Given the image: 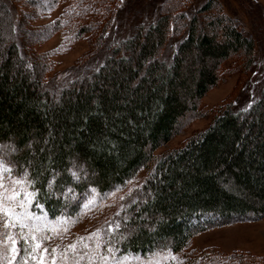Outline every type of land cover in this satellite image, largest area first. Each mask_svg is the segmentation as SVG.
<instances>
[{
	"label": "trees",
	"instance_id": "trees-1",
	"mask_svg": "<svg viewBox=\"0 0 264 264\" xmlns=\"http://www.w3.org/2000/svg\"><path fill=\"white\" fill-rule=\"evenodd\" d=\"M43 1L57 0H0V145L17 147L6 157L0 151L28 180L33 204L50 218L74 214L90 190L125 188L143 169L104 236L118 252L140 256L181 252L210 224L264 216V83L248 105L222 104L204 130L158 152L224 72L254 66V39L216 0L188 15L192 1L165 0L154 22L125 36L112 33L119 0H64L63 14L38 28L30 19ZM60 29L85 35L89 46L85 66L54 83L52 63L35 47ZM185 256V264L227 258Z\"/></svg>",
	"mask_w": 264,
	"mask_h": 264
},
{
	"label": "rangeland",
	"instance_id": "rangeland-1",
	"mask_svg": "<svg viewBox=\"0 0 264 264\" xmlns=\"http://www.w3.org/2000/svg\"><path fill=\"white\" fill-rule=\"evenodd\" d=\"M164 1L119 0L112 33L125 36L133 31L136 24L148 25L154 22L168 7L170 0L165 3ZM188 1H192L189 9L182 8L187 15L195 12L207 0ZM216 1L236 21L237 26L254 39V66L250 72L242 75L240 72H224L217 84L199 101L198 113L190 116L183 128L159 148L158 152L180 147L192 135L204 130L222 104L231 102L235 107L248 105L258 96L264 83V0ZM67 3L57 0L51 2L53 6H47L43 1L42 4L46 7L43 11L38 10L37 20L30 19V23H36L38 28H48L50 22L63 14ZM11 9L14 16L13 7ZM26 9L21 4L17 7L21 18ZM11 33L14 44L23 45L21 32ZM66 33L62 29L55 31L35 47L38 53L46 55L52 63L47 77L54 83L69 78L70 73L81 70L86 62L89 46L86 36L82 34L73 39ZM2 37L7 41L6 36ZM0 150L3 155L13 154L17 147L9 143L0 145ZM1 151L0 264H185V255L199 251L204 253L207 250L221 252L227 258L210 259L205 264H264V216L229 219L221 224H210L206 229L195 233L189 246L181 252L165 250L149 256L120 253L111 248L109 243L104 244V236L122 211L125 197L142 183L146 174L143 169L139 170L125 188L103 195L92 189L80 201L74 214L66 212L50 218L42 206L33 204L34 193L28 180L22 173H16L9 161L3 160ZM66 194L69 195L66 192L63 195ZM231 256L235 258L229 259Z\"/></svg>",
	"mask_w": 264,
	"mask_h": 264
},
{
	"label": "snow or ice",
	"instance_id": "snow-or-ice-1",
	"mask_svg": "<svg viewBox=\"0 0 264 264\" xmlns=\"http://www.w3.org/2000/svg\"><path fill=\"white\" fill-rule=\"evenodd\" d=\"M73 175L75 176L76 174H75V173H73ZM13 243H15V241H13ZM37 247H39V245H37Z\"/></svg>",
	"mask_w": 264,
	"mask_h": 264
}]
</instances>
